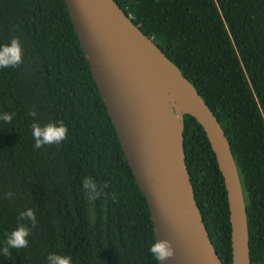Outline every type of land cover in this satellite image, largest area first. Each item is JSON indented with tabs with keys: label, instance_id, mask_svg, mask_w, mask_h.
I'll return each instance as SVG.
<instances>
[{
	"label": "trees",
	"instance_id": "obj_1",
	"mask_svg": "<svg viewBox=\"0 0 264 264\" xmlns=\"http://www.w3.org/2000/svg\"><path fill=\"white\" fill-rule=\"evenodd\" d=\"M180 70L230 144L242 185L251 264H264V0H114ZM23 62L0 68V248L25 224L28 246L0 264H158L150 212L123 155L64 0H0V46ZM35 111V117L30 113ZM63 122L67 139L34 148L31 125ZM185 162L216 254L232 264L224 181L195 119H183ZM102 195L90 200L84 178ZM107 185V187H104ZM12 196L8 197L7 193ZM115 197V199H114ZM35 210L36 225L19 213Z\"/></svg>",
	"mask_w": 264,
	"mask_h": 264
},
{
	"label": "water",
	"instance_id": "obj_2",
	"mask_svg": "<svg viewBox=\"0 0 264 264\" xmlns=\"http://www.w3.org/2000/svg\"><path fill=\"white\" fill-rule=\"evenodd\" d=\"M80 48L146 200L154 240L174 256L158 264H222L203 223L185 162L183 119L203 129L224 181L232 264H251L247 213L230 144L180 70L114 0H64Z\"/></svg>",
	"mask_w": 264,
	"mask_h": 264
},
{
	"label": "clouds",
	"instance_id": "obj_3",
	"mask_svg": "<svg viewBox=\"0 0 264 264\" xmlns=\"http://www.w3.org/2000/svg\"><path fill=\"white\" fill-rule=\"evenodd\" d=\"M23 52L18 38H12L8 44L0 46V68H15L23 62ZM15 113L0 114V120L5 123H11ZM35 117V111L30 113ZM67 127L63 122L48 123L41 126L38 122L31 125V135L34 140V148L40 149L46 145L59 144L67 139ZM82 186L85 194L90 200H95L102 195L98 190L97 184L91 178H84ZM104 187H107L105 185ZM8 197L12 193H7ZM115 199V197H114ZM20 220H28L32 226H35L36 215L35 210L28 208L19 213ZM30 235V228L25 224H18L6 237L5 246L0 248V253L7 256L10 255V249L26 248L28 246V237ZM148 252L158 261H164L174 256V249L171 243L167 240H155L148 248ZM47 264H72L70 256L60 254H49L47 256Z\"/></svg>",
	"mask_w": 264,
	"mask_h": 264
}]
</instances>
